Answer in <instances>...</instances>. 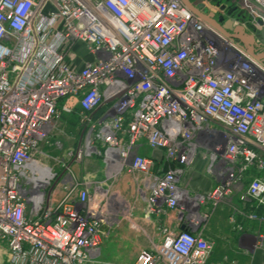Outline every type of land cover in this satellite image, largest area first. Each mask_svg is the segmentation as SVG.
Segmentation results:
<instances>
[{
	"label": "built area",
	"instance_id": "2783aa9c",
	"mask_svg": "<svg viewBox=\"0 0 264 264\" xmlns=\"http://www.w3.org/2000/svg\"><path fill=\"white\" fill-rule=\"evenodd\" d=\"M203 2L223 17L219 26L230 19L224 0H0V251L9 264H96L109 188L70 173L58 181L35 159L73 106L82 143L68 160L96 155L105 179L131 176L144 218L173 211L187 220L184 230L161 227L160 242L132 264H207L211 243L188 229L190 217L208 219L202 206L216 207L249 169L264 172V46L254 40L249 53L205 19ZM231 4L232 28L254 37L264 0ZM77 45L92 57L79 69L68 60ZM140 139L161 151V167L137 153ZM197 156L217 184L190 196L180 182ZM240 199L264 210V178Z\"/></svg>",
	"mask_w": 264,
	"mask_h": 264
},
{
	"label": "crops",
	"instance_id": "0c3cea01",
	"mask_svg": "<svg viewBox=\"0 0 264 264\" xmlns=\"http://www.w3.org/2000/svg\"><path fill=\"white\" fill-rule=\"evenodd\" d=\"M200 9L201 12L207 13L205 16L207 21L221 17L218 13H215V8L213 7L212 3L206 4L203 2V5L200 6ZM207 9L210 10L207 11ZM223 24L219 26L222 29L224 27ZM232 29H234V31H229V34L235 36L236 27ZM246 37H251V35L243 31V38ZM239 41L244 45L242 40ZM244 47L247 49L246 45H244ZM68 60L73 66L79 69L85 62L91 61L92 57L82 46L77 45L72 51V54L69 56ZM63 103L64 101L62 100L59 104V107ZM68 103L71 105L74 103V100H68ZM76 108V106H73L72 112L70 114L63 115L74 114L76 112ZM103 108L104 103L99 109ZM81 143L82 134L80 135L78 146H80ZM136 151L143 156L151 157L154 160L156 169L161 167L164 163V158H162L161 151L149 149L142 139L138 141ZM36 158L44 157L37 154ZM87 158L100 157L92 155ZM207 162V158H201L200 156H197L194 159L192 166L186 171L183 178L181 179L180 186L186 189L190 196H194L196 194L205 195L217 184L216 180L206 172ZM123 176L124 179H126L128 175L124 173ZM254 177L264 178V172H257L254 169H249L244 175L241 184L235 188L231 195L225 198L214 208H211L210 204L206 203L199 209V214H203L205 212L209 214L208 219L200 220L201 223L197 222L195 226L188 228L193 233H196L201 238L211 243L212 248L208 256L207 264H264V244H257V232H264V222L259 224L257 221L249 220L246 217L251 212H255L258 216H264V210L261 208H254L252 202L248 199H240V196L243 194L246 185ZM131 185V182L128 181L127 186L131 187ZM139 200L143 205L142 198H139ZM141 214L142 213L140 210V216ZM140 219L143 220L145 226H147L148 235L146 233L145 234L149 237L148 240L151 244H157L160 242L161 235L159 229L161 227L174 229L179 224V228H181V226L186 225L187 221L178 220L176 213L173 211H166L158 218H144L142 215V218ZM133 226L136 225L133 224ZM133 226L130 224L131 228ZM104 239H106V237H103L102 241ZM0 264H9L5 249L0 251Z\"/></svg>",
	"mask_w": 264,
	"mask_h": 264
},
{
	"label": "rangeland",
	"instance_id": "374dc122",
	"mask_svg": "<svg viewBox=\"0 0 264 264\" xmlns=\"http://www.w3.org/2000/svg\"><path fill=\"white\" fill-rule=\"evenodd\" d=\"M215 13H218L217 10ZM77 122L75 115H61L56 119L46 143L40 147L45 157L35 159L50 168L52 172H56L59 175L58 181H61L65 174L70 173L80 183L103 182L102 186L109 188L111 196L108 203L112 216L109 220L110 227L108 228L107 225L103 228L107 232L106 239L100 244L96 264H131L137 253L142 249H148L151 244L147 236V226L140 219L144 205L139 200V194L135 192V184L131 176L128 175L124 179V173H119L114 179H105L104 168L98 158L86 157L80 162L68 160L67 153L77 148L82 134ZM113 171L114 169L108 168L106 173L110 174ZM128 181L131 182V187L127 186ZM60 196V192L57 191L55 198L59 199ZM190 218L193 223H201L200 218L193 216ZM130 224L136 226L131 228ZM171 230L176 232L178 228Z\"/></svg>",
	"mask_w": 264,
	"mask_h": 264
},
{
	"label": "water",
	"instance_id": "95a60500",
	"mask_svg": "<svg viewBox=\"0 0 264 264\" xmlns=\"http://www.w3.org/2000/svg\"><path fill=\"white\" fill-rule=\"evenodd\" d=\"M226 4H230V6L227 7V15L230 16V19L226 20L223 24V29L221 28V30L223 31H231L234 29H232V20H231V17H233L232 13L234 8L231 7V0H224V4L220 7L221 9H224L226 8ZM187 7L192 10L195 14H198L197 10H195L188 2L186 3ZM231 7V8H229ZM199 15V14H198ZM257 15L259 17H261L260 20H258V25L261 26V30H259L258 32H255L254 33V37L251 36V37H246V38H243V31L241 28H236V35L235 36H232V35H229L231 37H234L236 39H239V40H242V42L244 43V45L247 46V50L249 51V53L253 54V49L251 47V44L253 43L254 40H258L260 42V44H262L264 46V15L260 12H257ZM240 16L241 20H243V18L245 17L242 13H239L237 15V17ZM223 21V17H218L217 19H213L211 21H209L211 24H213L214 26L218 27L219 24ZM226 33V32H225ZM227 34V33H226ZM259 59H263L264 58V55L262 56H259L258 57ZM185 227L184 226H181V230H184Z\"/></svg>",
	"mask_w": 264,
	"mask_h": 264
},
{
	"label": "trees",
	"instance_id": "16d2710c",
	"mask_svg": "<svg viewBox=\"0 0 264 264\" xmlns=\"http://www.w3.org/2000/svg\"><path fill=\"white\" fill-rule=\"evenodd\" d=\"M62 116H63V114H61ZM72 115H75L76 116V119H77V121H78V107L76 108V112L74 113V114H72ZM70 116V115H69ZM78 123V122H77Z\"/></svg>",
	"mask_w": 264,
	"mask_h": 264
}]
</instances>
